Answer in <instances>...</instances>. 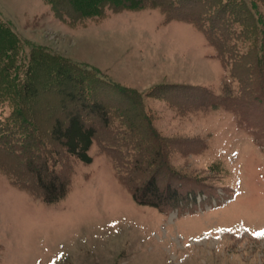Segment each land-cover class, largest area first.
<instances>
[{"label":"rangeland","instance_id":"rangeland-1","mask_svg":"<svg viewBox=\"0 0 264 264\" xmlns=\"http://www.w3.org/2000/svg\"><path fill=\"white\" fill-rule=\"evenodd\" d=\"M248 1L264 14V0ZM163 18L157 7L105 8L73 20L45 0H0L16 66L58 56L106 82L113 105L138 93L120 106L143 109L197 191L164 211L139 205L95 141L89 163L66 155L57 166L70 183L54 203L0 171V264H264V235H252L264 229V95L246 100L201 30ZM14 106L0 98V119Z\"/></svg>","mask_w":264,"mask_h":264},{"label":"trees","instance_id":"trees-1","mask_svg":"<svg viewBox=\"0 0 264 264\" xmlns=\"http://www.w3.org/2000/svg\"><path fill=\"white\" fill-rule=\"evenodd\" d=\"M45 1L59 17L73 20L99 16L105 8L157 7L164 21L190 22L214 47L215 56L238 83L240 94L258 105L263 103L264 14L254 1ZM1 32L0 98L15 106L9 116L0 119V171L14 185L36 193L47 203L62 199L70 176L61 174L57 166L66 164V155L89 163L88 149L95 141L110 155L118 181L135 203L164 211L186 201L188 194L195 197L197 191L191 185L186 187L187 179L169 166L168 143L163 142L143 109L139 112L137 107L120 106V101L128 98L137 105L141 101L138 93L122 90L126 97L114 98L118 108L103 92L106 82L65 58L33 53L27 65L16 66V47ZM21 69L22 80L18 76ZM113 116L118 119L116 124Z\"/></svg>","mask_w":264,"mask_h":264},{"label":"snow or ice","instance_id":"snow-or-ice-1","mask_svg":"<svg viewBox=\"0 0 264 264\" xmlns=\"http://www.w3.org/2000/svg\"><path fill=\"white\" fill-rule=\"evenodd\" d=\"M252 235H254V236L264 235V229H259V230L253 231Z\"/></svg>","mask_w":264,"mask_h":264}]
</instances>
